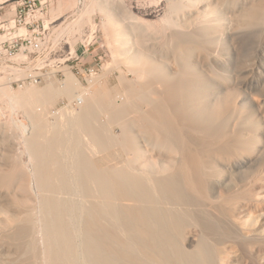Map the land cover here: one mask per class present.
Masks as SVG:
<instances>
[{"label":"rangeland","instance_id":"rangeland-1","mask_svg":"<svg viewBox=\"0 0 264 264\" xmlns=\"http://www.w3.org/2000/svg\"><path fill=\"white\" fill-rule=\"evenodd\" d=\"M171 1L172 0H48V9L50 10V12L48 13L47 17V43L45 45L49 44V49H52L53 51L51 53H48L46 51L41 57L35 59V61L37 60V66L41 67L44 72H48V74L42 80L41 83L34 85L24 84L23 86H17L16 83L11 85V83H9L6 79L0 78V170L2 171V173L0 171V231L6 230L4 231L5 235L3 231L0 232L2 233L0 234V264H50V261H53L54 258L52 259V257L55 256L50 253V255H52L50 257L49 253H47L50 252V249H48L50 245L48 243H50L49 240L51 239H49L50 237L47 233L48 231L43 225L45 221L42 220L44 218L47 219L46 217H48L47 215L44 216V214H46L44 202H46L47 199H49V201L50 199H57V196L58 199L61 198L60 200L65 199V201L69 200V202L72 201V203L78 202L77 205H79L77 207L82 210H79L80 215L82 212V216L83 211H85V209H91V207L94 206L98 207L97 210H102V220L105 224L101 222V225L99 223L100 226H102V231L100 232V235L103 238L102 240L103 242H105V245L109 241L110 244H107V247L109 249L112 248L114 251H118L120 249V246H122L123 250H121L124 251L123 258L124 260L127 258L125 261L123 260V262L127 263L123 264H130V262L132 263L131 255H136L137 258L135 262H138L139 259H146L145 256H143L142 254L139 255L140 252L138 254H134V252H136L134 251V248H131V246H127L126 244L128 238L124 236L128 235L127 237H129V235H132L134 238L135 234L132 233H138L137 230L132 229V233L130 232L131 234L127 230L123 231L124 227H120V224L121 226L123 224L122 221L119 218V220L115 218L117 217V210L115 211V205H118L117 207L119 211L121 210L120 213L122 212L123 216L130 215V212L126 210V206L125 208L123 207L124 205L122 206V204L124 203L123 200L120 199V197L116 199L115 195H112V197L108 194L106 195V197H102L103 200L101 198L99 199V185L95 184V180L94 183L92 182V179L89 181V183H93H91V187L93 189L91 188L90 193H88L86 188L82 187L77 181L80 180L82 177L83 178L79 182L83 181L85 177L84 174H86L89 169L93 170V168L94 171H102L103 173L105 172L104 174L107 173L109 177L111 175V177H113L117 172H119V170L122 169L131 170L132 167L128 164L130 161L127 162L125 160H128L129 155L132 151H134V147L133 145H131L133 144V142L132 140H128L126 137H123L122 132L123 125L124 123H126V119L128 120L127 122L130 121L129 124L133 126V129L135 130L134 132L139 133V135H137V139L139 145H141L143 149H151L152 151L154 149L158 150V147L154 148V141H148L150 139H147V136H145L146 134L144 132H141L144 130H141L142 127L139 123H141L142 121L144 122V120L141 119L142 121H140V118H143L142 111L147 110V106L143 105V109L141 108V106L140 108H138V106H136V101L134 100L131 93V89L133 86L134 88L141 87V72L138 71L140 75L138 74V72L135 73L134 70H132L134 69V66L129 65V62H127L128 60H126L128 53L124 51L122 52L116 48L118 46V41H116V35L113 34L115 33L116 26L110 24L109 20H112L115 23H123V25L126 26V29L129 32L128 45L131 49V53H136L137 49H142V53L145 52L143 54L151 55V57L156 56L157 58L165 57L164 60H166L169 54L171 55L174 52L177 43L175 42L176 40L169 38V34L174 33L175 28L172 32L170 30L166 32V28L170 25V23L165 20V17L171 13V18L173 20H179V27L186 26L184 24L185 19H182V17L181 19H177V14H175V12H171V9L169 10L168 4ZM255 1L260 3V0H200L201 6L209 5L212 9L215 10L217 16L221 17V22L223 21L224 24L226 22L227 24H229L228 26L231 27L229 33L227 32V37H225L226 35L221 36L220 46L222 47L220 48L219 54L217 53L219 59L211 58L209 60V64L212 68L211 70L215 72L221 82L227 85L229 90L226 92H230V94H227L228 99L230 101L233 100L235 106L239 108L244 107L243 110H251L254 107L253 97H258L260 99L264 98V17L257 19L256 21L254 20V22H251L252 20L248 19L247 16L244 15V12H246L244 10L247 9H245V7L249 6ZM262 1L264 0H261V3ZM10 2L12 3L14 1L11 0ZM63 3L66 7V11H63L64 9L62 8V6H59ZM164 27L165 30L162 31L161 28L164 29ZM21 31H25V28H22ZM198 42L199 43H197V40L196 42H194V48H196L198 44L200 45V48H196L197 51L195 52V54L193 48V54L195 55V57H198V55L200 54L202 55V57H204L208 45L207 43H204L206 44L204 46L202 42ZM70 50L73 53L74 57L71 58V60L67 61V55ZM180 56H176L174 58V61H177L176 59ZM171 57L173 56L171 55ZM56 58H58L62 62L61 65L55 63ZM32 65H36V62H33ZM88 65L96 66L97 72L91 75L88 72L83 71L82 68ZM59 69H61L65 73V75L57 73V70ZM147 73L150 72L147 71L146 74ZM20 75L22 74H19L18 72L14 73L11 75V79L17 78ZM69 77L72 78L70 81H68ZM146 80L149 79L147 78ZM257 84H261V88H257ZM65 87H69L70 89H67ZM28 91L31 93L29 94ZM67 92L70 93V95ZM81 94L83 95V98H85L84 100H86L83 101V104L81 105L82 107L86 102L92 103V112L95 113H92V115H90L91 118L94 116V122H92L93 124H91L92 129L99 132L101 140H103L101 144H103L104 146L98 143L93 138L91 129H89L91 128V125H89L90 127L84 124L82 126L81 123H78V121V124L75 120L72 121L71 117L74 118V114L76 117V112H80V110H82L81 106L72 109L63 107L65 101H72L73 99L79 97ZM120 106H122L121 108H125L126 112H128L127 114L125 113V111L122 112V114H126H124L125 117L124 115L120 114L121 111H123ZM128 109H130L131 111ZM138 116H140L138 118L140 122L136 123L138 122V120H134L137 119ZM122 117L125 120L119 122L118 120ZM31 119L34 121H32ZM21 121H25L28 124H30L31 122V125L34 127L32 132L34 131V133L31 132V134H27L28 136L26 135V137L24 138L23 135H25L26 133L24 132V130H21ZM113 122L115 123L113 124ZM143 122L141 124H145V122ZM252 122L255 128L252 133H254L255 135L252 134L250 136L251 138L249 137L248 140L245 137L243 138L242 136H240V138H243L242 141H245L244 151L248 149V152H246L248 155H250L251 159L249 160L253 159L255 161V164L252 163L243 168H240L239 165H237L232 171L227 172L226 170L222 171L221 168L217 169V171L219 172L216 173L214 179H221V181L219 182H224V184H211L210 191H207L208 194L206 192V194L204 193V199H210L211 197H213L214 194V200L210 202L213 203L216 199V201L214 202V204L216 203V205H214V207L216 208H214L213 206H211V208L209 207L210 212H208V214L207 207L206 212H201L200 210L198 212L196 211L197 213L194 212L196 214H191V216L189 215L187 217L188 219L186 218L188 222L186 221V219H184L185 222H183V226H181L179 232V237L181 238H179L181 247L183 246V248H187L188 250H190L189 248L195 249H192V252L189 253L193 254L194 257L196 255H199V248L205 247V244L207 243L209 247L206 246V248L209 249L210 254L213 256H211V260L214 259L212 261L214 262V264H264V119H261L260 117H255ZM36 123H38L39 126L41 125V130H38L40 128H38L39 126H37ZM74 124L79 125V127L75 126ZM135 127L137 130L135 129ZM35 128L36 130H38L36 132L40 133V131H44L40 133V135L39 133L37 134L35 132ZM32 135H34V137ZM37 135L39 136V138L36 137ZM252 137H254L255 140ZM51 138L53 139L51 140ZM31 139H33L34 141ZM47 139H50L49 141H51V144L47 143L49 142L47 141ZM36 140H38V142H36ZM35 142L36 144H38V147L42 148L43 146L42 149H39L42 151V154L45 152V155L40 154V151L38 150V156L34 158L35 155L32 153L33 146L30 145H34ZM77 142L78 144L76 145L75 143ZM247 142L250 143V145L247 144ZM39 144L41 146H39ZM47 144H49L50 147L46 149ZM30 148L32 149V151H30ZM44 149L45 151H43ZM77 149H79L80 151ZM238 149L241 148L236 146L228 147L227 152H225V154L223 155L224 159L228 156L229 157L226 158V160L229 159L230 161H232V159H236V157L238 156L237 154L239 152ZM75 150H77V152ZM80 154L83 158H85V161H83L86 163L88 162V165H81L82 157H80ZM55 155L56 158H59L60 160H56V158H54ZM76 155H79L78 158ZM45 156V159L41 158ZM232 156L233 158L231 159ZM38 157L43 160L41 161V159ZM51 158L53 160L55 159V161L51 160L50 162ZM45 160L49 161L50 163L46 162ZM58 160L59 162H56ZM52 162H56L55 164L57 166H55V164ZM75 162H78L79 165ZM40 164H42L43 169L41 168ZM121 164H124L125 166ZM14 165L16 166V170H18L19 172L17 171L16 173V170L14 171V169L11 170L12 168H14ZM34 165L36 168L38 167V169H36ZM52 166H55L51 169L52 174H56L61 170V172H65V176L67 175L64 180L67 181L69 180V178H71L69 180V183H72L71 185L75 183L71 187L72 189H67L66 191V188L64 189L62 186L60 188L63 193L61 190L60 192L57 191L58 189H60L58 188L60 185H55L57 183H55L54 181L56 179H60L59 176H61V173L51 175H55V179H51L52 181L54 180V187L49 185L51 186L50 189H52V193L50 192L51 190L47 189L49 188V186L47 185L43 186L47 190H43V187H41L43 183L39 184L38 187L41 190L37 188L38 185H36L35 175L38 176L42 173V176L39 177L40 180L37 179L38 182H41V178L44 176V173L46 172L45 174H49L50 172H47V170H50ZM44 167H46L47 169ZM115 168H117L116 173ZM34 169L37 170V173H41H33L36 172ZM42 170H44V172ZM66 171L68 172V174H66ZM78 175H80V177ZM89 175L90 172L86 174L87 177ZM57 176L58 178H56ZM218 176L221 178H219ZM45 177H47V175L42 178V181L44 182L45 180H49ZM228 177L232 180H230ZM28 179L30 180L28 181ZM60 181H62V179L59 180L58 183H60ZM230 181L232 183H230ZM78 186H81L80 190ZM73 187L75 188V192ZM54 188H56L54 191H57V193L53 191ZM42 191H44L45 193ZM46 192H50V195L46 194ZM42 193H44L45 197L44 195H42ZM256 193H259L258 197ZM47 196H49V198L46 199ZM43 198L45 199V201ZM105 199L108 201L106 202ZM209 199L207 200L209 201ZM88 202H90L91 204ZM103 202L104 204H102ZM80 203L84 204L83 206L86 207H82V204ZM113 203L116 204L113 205ZM13 204L14 206H16V208L20 210L19 217H23L21 219L18 218L17 222L15 223L18 224V222H20L22 219L23 221L18 224L20 227L14 224V228L11 227V225L8 227L9 229H6V216L13 215L14 217V214L16 213L14 212L15 210H13ZM41 204L43 205L41 206ZM105 204H110L111 207L110 205L106 206ZM112 206H114L115 208ZM212 207L215 209V211L214 209H212ZM40 210L41 212H39ZM124 210L128 211V214ZM87 211H85L84 214H86ZM205 213L207 215L206 217ZM16 214L18 215V213ZM104 215L106 216L104 217ZM195 215H197V217ZM82 216L79 217V227H82V225L86 223L84 221L86 217ZM130 217L131 215L128 218ZM189 219H191L192 222ZM48 221L49 219H47V222ZM106 221H109V223ZM80 223L83 224L81 225ZM27 224H29L30 226H27ZM84 225L86 226V224ZM112 226L116 231L113 230ZM43 227L45 230L43 229ZM87 228L89 227L87 226ZM192 237L195 238L196 242L194 241V243L191 244ZM113 239L117 242L115 241V243H113ZM117 239H119V242ZM148 241L151 242L150 239ZM123 243L125 244L123 245ZM152 243L154 242L152 241ZM198 243H204L205 246L203 244H201L203 245L202 247L195 246L196 244L198 245ZM192 245H194L195 247H193ZM196 247L198 251L196 250ZM126 248H128L129 250H127ZM130 249H132L134 252ZM125 250H127V253ZM130 253L132 254L130 255ZM126 254H128L129 256ZM47 257H50V259ZM129 257L130 259H128ZM215 261L218 262L216 263ZM176 262V264H184L183 261L182 263L180 261ZM51 263L53 264V262ZM132 264H135L134 261Z\"/></svg>","mask_w":264,"mask_h":264},{"label":"bare ground","instance_id":"bare-ground-1","mask_svg":"<svg viewBox=\"0 0 264 264\" xmlns=\"http://www.w3.org/2000/svg\"><path fill=\"white\" fill-rule=\"evenodd\" d=\"M168 5H169V10L171 9L170 10L171 12H175V14H177V16H178L177 19H181V17H182V19H185L184 24L186 25V26H180L179 27V25H180L179 20L178 21L173 20L171 18V13L165 17V20L170 23V25L167 26V28H166L167 29L166 32L168 30H170L172 32L173 29L175 28L174 33L169 34V36H170L169 38L176 40L175 42L177 43L175 46V49L173 47L174 52L171 54L173 57H171V55L169 54L171 59L169 56L168 57L166 56L167 59L164 60L165 55L163 56L164 58H160V57L157 58L156 56L151 57V55L143 54L145 52L142 53V51H141L142 49L141 50L137 49V52L135 51L136 53H131V49L128 45L129 44V36H128L129 32L126 29V26L123 25V23L122 24L121 23H115L114 21L109 20L110 24H113L114 26H116L115 33H113L114 35H116L115 37H117L116 41H118V46L116 48L122 52L124 51V52L128 53L126 60H128L127 62H129V65L134 66V69H132V70H134L135 73L138 71L141 72V75L138 72V74L141 76L140 79L142 80L141 87L140 88L139 87L134 88V86H133L131 89L132 90L131 93H132L134 100L136 101V106H138V108H140V106L142 108L143 105L147 106V110L142 111L143 113L141 112L143 118H140V121L144 120L145 124H141L143 121L141 123H139L140 121L138 118L141 115L138 116L137 119H135V120H134V118H136V117H134L133 120L134 121L138 120V122H136V123H139L140 126L143 128V129L141 128V130H144L141 132H144L146 134V135L145 134L144 135L147 136V139H150L148 141H154V143H155V144L153 143L154 148L158 147L157 148L158 150L154 149L152 151L151 149L150 150L149 149L145 150L146 148L143 149L142 146L139 145V143H138L137 135H139V133H135L133 126L129 124L130 121L127 122L128 120L127 119L125 120L122 117L118 121L122 122L125 120V122H126L123 125V131H122L123 137H126L128 140L129 139L132 140L133 144H131V145H133V147H134V151L131 152V154L128 157V160H125L127 162L130 161L128 164H129V166L131 165V167H132L131 170L122 169V170H119V172H117V170H116L117 168H115L116 171L115 170L114 171H115V173L116 172L117 173L113 177H111L112 175L108 171L109 174L111 175L109 177L107 175V173L104 174L105 172L103 173L102 171H101L102 173L99 171H94V168H93V170H90V169L88 170V172H90V175L88 177L86 176V174L88 172L86 174H84L85 175V177H84L85 180L83 179L84 182L83 181L79 182L83 178L82 177L80 180H78L80 175H78L79 177L77 179L78 180L77 182L80 183V185L82 187H85L87 192L90 193L91 188H92L91 183L92 182L94 183V180H95L97 182V183L95 182V184L99 185V189H98V191L100 192L98 194L99 199L101 198L103 200V198H104L103 196L106 197V195L108 194L110 196L115 195L116 199L118 197H120V199L123 200L124 203L122 204V206L124 205L123 206L124 208L126 206V210H128L130 212L131 217L128 218L130 215L129 216H127V215L123 216V213L122 212L120 213L121 210L119 211V209L117 207L118 205H115L116 203L115 204L113 203V205L116 206L115 211L116 210L118 211V212L116 211L117 217H115V218H117V219L119 218L122 221L123 224H122V226L120 224V227H124V228L126 227L125 230L123 228V231L127 230L130 233L132 231V229L137 230L138 233H134V232L132 233L131 232L132 234H135L134 238L132 235H129V237H127L128 235L124 236V237L128 238L126 241V244H127V246H131V248H134V251H136V252H134L132 249H130L134 252V254H138L140 252L139 255L142 254L146 258L143 260H140L138 258L139 259L138 262H135L136 258H137L136 255L133 256V255H131L132 253H130V255L132 256L131 257L132 263L134 261L135 264H176L177 263L176 261H180L181 263L183 261L184 264L185 263L186 264H214V262H212L214 259L211 260L212 255L210 254L209 249L206 248V246H208V245L205 241L204 242L206 243L205 244L206 246L204 245V243H201L205 247H202L203 245H201L199 243H198V245L194 244L195 246H201L202 247V248L198 247L200 249V251L198 253L199 255H196L194 257L193 254H189L192 252L191 250L193 248H189L190 250H188L187 248H183V246L181 247V245H180L181 243L179 241V238H180L179 232H180L181 226H183V222H185L184 219H186L189 215L191 216V214H196L200 210H201V212H203V211L206 212L207 207H208V211H207V214H208V212H210L209 209L211 208V206L214 207V205H216V203L214 204L216 199L213 203L210 202V201L214 200V198H213L214 194H213V197H211L213 199L210 198L211 200L209 198H207V196H206V198L209 199V201H208L207 199H204V196H205L204 193L206 192L208 194V192L210 191L211 184L217 183L216 185H218L221 183V182H219V181H221V179H218V180L214 179V176L216 175V173L219 172V171H217V169L221 168L222 171L226 170V172H227V171H232L234 169V167H236L237 165H239L240 168H243V167L250 165L252 163L255 164V161L253 159L249 160L251 158H250V155L247 154L248 149L246 150L247 152L244 151L245 150L244 149L245 148V146H244L245 141H242V139L245 137L248 140L249 137L252 134H254L252 132L254 131L255 128H254L252 121L255 117H257V118L260 117L261 119H264V98L260 99L258 97H253V103H254L253 106L254 107L251 110H243L244 107L239 108V107L235 106L233 103V100L230 101L227 97L228 96L227 94L228 93L230 94V92H226L229 90L227 85L225 83H222L221 80L219 79V77L215 74V72H213L211 70L212 68L210 67V64H209L210 61L209 60L211 58L219 59V57L217 56V53L219 54L220 48L222 47V46H220L221 36L226 35L225 37H227L228 33L231 29V27L228 26L229 24H227L226 22L224 24L223 21L221 22V17L217 16L214 9H212L209 5L201 6L200 0H172ZM245 9L246 10H244V11H246V12H244V15L247 16L248 19H251L252 20L251 22H254V20L256 21L257 19L264 17V1H262V3H261V0H260V3L255 1L252 4H250L249 6H246ZM109 22H108V25H109ZM228 22H229V20H228ZM161 30L162 31L165 30V27H164V29L161 28ZM196 40H197V43H199L198 41H200V42H202V44L207 43V45H208V48L206 49L204 57H202L201 54L198 55V57H195V55H194L195 52L197 51L196 48H200L199 44H198L199 46L196 44L197 47L194 48L195 47L194 42H196ZM116 45H117V43H116ZM205 45L206 44H204V46ZM193 48H194V54H193ZM200 50H198V51H200ZM143 51H144V49H143ZM202 51H203V48H202ZM173 54H175V55H173ZM178 54H180L181 56ZM176 56H180V57H178L176 59L177 61H174L175 60L174 58ZM130 69H131V67H130ZM147 71L150 73L146 74ZM151 71H156V72H151ZM147 78L149 80H146ZM71 79L72 78L69 77L68 81H70ZM68 81H67V84H68ZM69 87H65V88L70 89L71 87L70 88ZM257 88H261V84H257ZM75 89H76V87H75ZM65 91H67V90H65ZM68 92H69V90H68ZM30 93L31 92H29V94ZM70 93H71V91H70ZM70 93H68V94L70 95ZM83 93H84V91H83ZM47 95H49V94H47ZM106 97H107V95H106ZM49 98H51V97H49ZM51 101H52V99H51ZM84 101H86V100H84ZM87 101H90V100H87ZM93 105H95V104H93ZM97 107H99V106H97ZM121 107L122 106H120V108ZM92 108H93V106H92L91 102L84 103L82 110H80V112L75 111L77 115L75 117V114H74V118L71 117L72 121L75 120L76 123L78 121V123H81L82 126L84 124V125H87L88 127H90L89 125L93 124L92 122H94V118H93L94 116L91 118L90 115H92V113L95 114L94 112H92ZM121 109H123V111H121V113H120L121 115L128 113V112H126L125 108H121ZM128 110H130V109H128ZM63 111H66V110H63ZM63 111H62V113H63ZM124 111H125V113L122 114V112H124ZM97 112H98V110H97ZM105 112H106V110H105ZM118 113H119V111H118ZM82 114H84V115H82ZM125 115H124V117H125ZM32 121H34V120H32ZM115 122H116V120H115ZM115 122H113V124ZM36 124H37V126H39L38 123H36ZM142 125H144V126H142ZM20 126L22 128L21 130H24V132L26 133L25 135H23L24 138L26 137L27 134H31L32 130L34 129V127L31 125V122H30V124H28L25 121H21ZM42 126H43V124H42ZM75 126L79 127V125H75ZM40 127H41V125L38 128H40ZM78 127H76V128H78ZM41 128L38 130H41ZM89 129H91V133L93 135V138L98 143L101 144V142L103 140H101V136H100L99 132L96 130H93L92 125H91V128H89ZM135 129H136V127H135ZM38 130H36V128H35V132ZM42 132L40 131V133H42ZM111 132H112V130H111ZM32 133H34V131ZM36 133L38 134L39 132H36ZM34 135H32V136L34 137ZM83 135H84V133H83ZM240 136H242L243 138L241 139ZM36 137L39 138L38 135ZM252 138L254 139V137H252ZM52 139L53 138H51V140ZM77 139H79V138H77ZM31 140H33V139H31ZM49 140L50 139H47V141H49ZM148 141H147V143H148ZM32 142H30V143H32ZM36 142H38V140H36ZM36 142L34 145H30V146H33V148L31 147L33 149V151L31 148H30L31 149L30 151H32V153L35 155L34 158L36 156H38L39 151H40V154H42L41 153L42 151L40 149L43 148V146H42V148L38 147V144H36ZM50 142L51 141H49L47 143H50ZM241 143H242V145H241ZM40 144H42V143H40ZM40 144H39V146H41ZM75 144L77 145L78 142ZM153 144H152V146H153ZM247 144L250 145V143H248V142H247ZM79 145H80V143H79ZM101 145H103V144H101ZM128 145H129V143H128ZM232 146L233 147H235V146L240 147L241 149H238L239 150L238 154L236 153L238 156L233 154V155L237 156L236 159L234 158L235 160L232 159L233 158V156H232L231 157L232 161H230L229 159H227V160H229V161H227L226 158H228L229 156L228 157L225 156L226 158L224 159L223 155L225 154V152H227V148L232 147ZM49 147H50L49 144H47L46 149ZM77 150H79V149H77ZM77 150H75V151L77 152ZM231 150H234V149H231ZM43 151H45V149ZM230 154H232V153H230ZM53 156H51V157H53ZM78 156H77V158H78ZM83 156H84V154H83ZM80 157H82L81 154H80ZM38 158H40V157H38ZM41 158L45 159L46 156L41 157ZM54 158H56V155ZM47 159H49V158H47ZM57 159H59V158H56V160ZM84 159L85 158H83V157L81 158V160H82L81 165L86 166L85 164L88 165V162L87 163L84 162L85 161ZM42 160L43 159H41V161ZM51 160H53V159L51 158L50 162H51ZM59 160L56 162H59ZM45 161H44V163H45ZM53 161H55V159ZM46 162H49V161H46ZM34 163H35V161H34ZM52 163H54V162H52ZM128 164H126V165H128ZM15 165H14V168H12L11 170H13V169H14V171L16 170ZM78 165H79V163H78ZM121 165H124V164H121ZM40 166L42 168V164H40ZM55 166H57V165L55 164ZM55 166H52L50 168V170H47V172L51 173V169ZM34 167H35V165H34ZM126 167H128V166H126ZM20 168H18V169H20ZM44 168H46V167H44ZM83 168H81V169H83ZM118 168H119V166H118ZM5 169H6V167H5ZM36 169H38V167ZM46 169H45V171H46ZM111 169H113V168H111ZM78 170H80V169H78ZM17 171L18 170H16L15 172L17 173ZM35 171L36 172H33V173H37V170H35ZM42 171L44 172V170H42ZM55 171H53V172H55ZM1 173H2V171H1ZM40 173H37V174H40ZM45 173H44V176L47 175V177H45V178L49 179L47 181L45 180V182L42 181V178H44V176L41 178V182L37 181V179L40 180L39 177L42 176L41 175L42 173L38 176L35 175L36 185H38L37 188L39 187V184H42V183H43V185H41V187H43L44 185H47V186L51 185L54 187V184L57 183L55 185H58V186L60 185L58 188L63 186V188L64 189L66 188V191H67V189L68 190L72 189L71 187L75 184L74 183L73 185H71L72 183H69L70 182L69 180L71 178H69V180H67V181L64 180L67 177V175L65 176V174H64L65 172H61V170H60V172L56 173V174L61 173V176H59L60 174L58 175L60 177L59 180L62 179V181H60V183H58L59 180H57V179H56L57 182H56V180L55 181L53 180L55 183H53V181L51 180L52 178L55 179L54 178L56 175L55 173H53V174H55L54 176H51V175H53L52 173L51 174L49 173L50 175L45 174ZM66 174H68L67 171H66ZM11 176H14V175H11ZM58 176L56 178H58ZM220 176H223V175H220ZM6 178H8V177H6ZM219 178H221V177H219ZM91 179L93 181L91 183H89V181ZM1 180H3V179H1ZM29 180L30 179H28V181ZM230 180H232V179H230ZM227 182H229V181H227ZM230 183H232V182L230 181ZM222 184H224V182L221 183L220 185H222ZM226 184H228V183H226ZM8 186H9V184H8ZM51 186H49V188H47V189L51 190L50 192L52 193V189H50ZM81 186H78L79 190H80ZM219 186H218V188H219ZM22 187H24V186H22ZM38 189H40V188H38ZM47 189H45L43 187V190L46 191ZM55 189L56 188H54L53 191ZM211 189H213V188H211ZM60 190H61V188L58 189L57 191L60 192ZM81 190H83V189H81ZM57 191H54V192L57 193ZM42 192H44V191H42ZM74 192H75V188H74ZM44 193H42V195H44ZM49 193L46 192V194H49ZM62 193H63V191H62ZM71 193H73V192H71ZM91 194H93V193H91ZM258 194H257V197H258ZM56 195H54V196H56ZM208 196H210V195H208ZM44 197H45V195H44ZM47 198H49V196H47L46 199ZM11 199H13V198H11ZM60 199H58V196H57V199H53V200L50 199V201H49V199H47V201L44 202L45 203L44 208L46 211V214H44V216L47 215L48 217H46V218L49 219V221L47 222V219H45L44 217H43L44 219L42 218L43 219L42 221H45V223L43 225L45 226L46 230L48 231L47 233L49 234V237H50V238L49 237H46V238L51 239V240L46 239V240L50 241V243H48L50 245V247L48 248V249H50L49 250L50 252H47V253H49V255L51 253L55 256V257H52V259L53 258L54 259H53V261L52 260L50 261V264H52L51 262H53V264H123V263H127V262H123L124 251H122L123 250L122 246H120V249L118 251L115 250L116 251L115 252L111 247H110L111 249H109L107 247V244L109 243V241H108V243L106 242L107 244L105 245V242H103V240H102L103 238L100 235V232L102 231L101 230L102 226H100V224L102 225V223H103V220H102L103 219V215H102L103 213H101V211H102L101 209L97 210L98 207H95V206L91 207V209H89V208L85 209V211H87V210L88 211L86 214H84L85 211H83V216H82V212H81V215L79 213L82 210L79 209V207H77L79 205V204L77 205L78 202L72 203L71 200H70L71 202H69V200L65 201V199H63V198H62L63 200H60ZM89 200H91V199H89ZM44 201H45V199H44ZM107 201L108 200H106V202ZM112 202H115V201H112ZM112 202H111V204H112ZM88 203H90V202H88ZM88 203H87V205H88ZM93 203H94V201H93ZM14 204H13V206H14ZM80 204H82V203H80ZM98 204H100V203H98ZM102 204H104V202ZM42 205L43 204H41V206ZM83 205L84 204H82V207H84ZM107 205H110V204H107ZM100 206H99V208H100ZM110 207H111V205H110ZM112 207H114V206H112ZM213 207H212V209L216 208V207H214V208ZM84 208H83V210H84ZM13 210H15L14 212L18 213V215L16 213L15 214L13 213L15 215L14 217H13V215L12 216H9L7 214H6L7 216L5 215L6 216L5 222L7 221L6 222L7 228L6 229H9L8 227L11 225H12L11 227H13V225L16 224L15 222H17L18 218L19 219L23 218V217H21V218L19 217L20 216L19 215L20 210L18 208H16V206H14ZM10 211H12V210H10ZM128 211H125V212L127 213ZM214 211H215V209H214ZM39 212H41V210ZM194 212H196V213H194ZM209 214H211V213H209ZM5 216H4V218H5ZM80 216L86 217L85 220L83 219L86 222V223L83 222L84 224H86V226L83 223H82L83 225L80 223L82 225V227L78 226L79 222H80L79 221ZM105 216L106 215H104V217ZM111 216H112V214H111ZM195 216L197 217V215H195ZM201 216H202V214H201ZM206 216L207 215L205 213V217ZM192 218H195V217H192ZM110 219H112V218H110ZM187 219H186V221L188 222ZM191 219H189V220L191 221ZM21 221H23V219ZM20 222H18V224ZM106 222L109 223V221H106ZM5 224H3V225H5ZM18 224H16V225H18ZM103 224H105V223H103ZM28 225L29 224H27V226ZM83 226H84V229H83ZM87 226L89 228H87ZM18 227H20V226L18 225ZM115 227H116V225H115ZM43 229H44V227H43ZM116 229H117V227H116ZM92 230H93V232H92ZM113 230H114V227H113ZM1 231H3V230H1ZM4 231H6V230H4ZM4 231H3V233L5 235ZM7 231H9V230H7ZM114 231H116V230H114ZM44 232H46V231H44ZM44 232H42V233H44ZM12 233H13V231H12ZM113 233H115V232H113ZM0 234H2V233H0ZM110 234H111V231H110ZM117 234H118V232H117ZM124 234H126V233H124ZM45 235H46V233H45ZM106 235H107V233H106ZM109 236H112V235H109ZM115 237H117V236H115ZM192 238H191V244L194 243V241H195V238H193V239ZM44 239H45V237H44ZM149 239L151 240V242L148 241ZM117 240L119 242V239H117ZM49 241H47V242H49ZM106 241H107V239H106ZM112 241H114V239ZM115 241L113 243H115ZM152 241L154 243H152ZM197 242H199V241H197ZM43 244H44V242H43ZM124 244L125 243H123V245ZM194 245H192V246L195 247ZM126 249L129 250L128 248H126ZM127 250H125L126 253H127ZM193 250H195V249H193ZM196 250H197V247H196ZM126 255H128V254H126ZM51 256L52 255H50V257ZM50 257H47V258L50 259ZM128 259H130V257ZM219 262H221V261H219ZM132 263L130 262V264H132ZM47 264H49V263H47Z\"/></svg>","mask_w":264,"mask_h":264},{"label":"built area","instance_id":"built-area-1","mask_svg":"<svg viewBox=\"0 0 264 264\" xmlns=\"http://www.w3.org/2000/svg\"><path fill=\"white\" fill-rule=\"evenodd\" d=\"M12 1H14L12 3L19 4L13 22L0 20V78L6 79L11 85L16 83L17 86L38 84L48 72L38 67L35 59L41 57L46 51L48 53L53 51L49 49V44L45 45L47 43L48 0ZM22 28H25V31L22 32ZM67 56V61L74 57L71 50ZM55 61L59 65L62 64L58 58ZM33 62H36V65H32ZM82 69L91 75L97 72L96 66L88 65ZM17 72L22 75L11 79V75ZM57 73L65 75L61 69L57 70ZM83 101V95H80L72 101H65L63 107L68 109L79 107Z\"/></svg>","mask_w":264,"mask_h":264},{"label":"crops","instance_id":"crops-1","mask_svg":"<svg viewBox=\"0 0 264 264\" xmlns=\"http://www.w3.org/2000/svg\"><path fill=\"white\" fill-rule=\"evenodd\" d=\"M18 6H19L18 3H11L9 2V0H0V20L13 22L16 16V10ZM59 6H62V8L64 9L63 11H66L65 10L66 7L64 6V3L60 4ZM60 8H57V9H60ZM49 12L50 10H48V13Z\"/></svg>","mask_w":264,"mask_h":264}]
</instances>
